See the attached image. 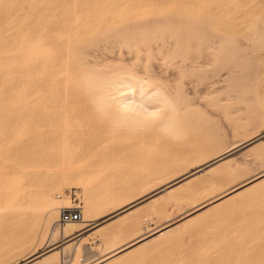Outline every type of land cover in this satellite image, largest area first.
Returning a JSON list of instances; mask_svg holds the SVG:
<instances>
[{
    "label": "rangeland",
    "instance_id": "obj_1",
    "mask_svg": "<svg viewBox=\"0 0 264 264\" xmlns=\"http://www.w3.org/2000/svg\"><path fill=\"white\" fill-rule=\"evenodd\" d=\"M111 34L155 46L107 53L104 66L153 63L176 89L175 129L72 135L85 123L99 127L86 92L92 69L75 66L77 39ZM62 131L89 140L85 184H51L76 150L61 152ZM263 134L264 0H0V264H62L64 247L73 248L69 264L129 248L99 264H264V177L210 206L264 174V137L246 145ZM40 183L57 208L56 195L73 188L84 211L89 190L92 205L70 237L63 229L52 237L58 212L39 207ZM165 226L161 237L124 249Z\"/></svg>",
    "mask_w": 264,
    "mask_h": 264
},
{
    "label": "bare ground",
    "instance_id": "obj_2",
    "mask_svg": "<svg viewBox=\"0 0 264 264\" xmlns=\"http://www.w3.org/2000/svg\"><path fill=\"white\" fill-rule=\"evenodd\" d=\"M58 29H60V28H58ZM55 30H56V28H55ZM73 30H75V28L70 27V30L67 32L71 33ZM67 35H68V33H67ZM136 37L137 36H133V37L129 38V37L121 36V35L111 34L107 38L99 39L98 41H96L94 43H90V44H88L89 41H88L87 36H85V35H83V36L79 37V39H77L78 43L74 49V51H76L75 52L76 54H74V58L77 59L75 66L78 67L79 69H83L85 67H87V68L91 67V69H92L91 73L88 74V76L85 79V83L87 86L86 92H88L92 98L97 100V104L94 101V103H95L94 106L96 105L95 106V110H96L95 112H97L98 116H99V118L96 120V122L99 124V127H95L93 122L91 123V125L93 124L92 127L89 123H88L89 125L85 123L82 126L81 125L75 126L77 129L75 131V134L73 133L72 135L77 136L79 133H82L85 131L89 132L92 130V131H94L93 135H95L97 132H99L100 134L101 133L102 134L111 133V135L118 133V132H127V133H138V136H140V134L142 136H144V133L146 131H153L158 127L163 128V129H169V130L175 129L174 126L177 123L176 117H177V112H178L177 107H176V102H177L176 101V95L177 94L175 91L176 89L174 90V92L170 89L168 84L164 82L166 80H163L162 77L159 76L157 69H155V67L152 65L153 63L150 64L149 66L147 64H145L144 60L143 61L142 60L141 61H134V62L130 63L129 62L131 60L130 59L128 61L130 64H128L127 60H126L127 63L125 62V60L123 61L128 66L118 67V68L112 67L110 65L104 66V64H105L104 60L108 56L107 53H115L118 50V52L120 54H124L125 53L124 49H128L127 52H129L128 54H130V49H132V48H134L136 51H142L143 53L144 52L149 53L152 51V48L155 47L152 45V43H150V42L146 43L143 40H142L143 41L142 42ZM146 39L147 38H145V40ZM67 41H68V39H67ZM166 43H167V41H166ZM158 47H160V46H158ZM165 47H167V44ZM164 49H167V48H164ZM196 57L199 58L198 55ZM192 58H193V60H191V62H189L186 59L190 63V65L192 63H194L197 59V58L194 59V57H192ZM162 59L163 58H161L160 60H162ZM165 59H163V60H165ZM114 61H115V59H114ZM114 61H113V63H114ZM176 61L177 60H175L174 63ZM117 62H121V61L117 60ZM179 62H181V65L183 64V67H185V65H186L184 63L185 59H182ZM106 63H107V61H106ZM109 63H110V61H109ZM170 63H169V65H170ZM176 63H178V62H176ZM72 64H74V63L72 62ZM178 65L176 67H178ZM228 66H231V65H228ZM160 67H161V65H160ZM65 69H66V67H65ZM213 74H215V73H213ZM215 75L211 76V78L214 77ZM78 78H79V80L81 79V77H78ZM169 78H170V76H169ZM170 80H168V81H170ZM180 80H179V83L181 81L184 82L183 79L181 81ZM207 80H208V78H207ZM182 82H181V84H182ZM74 83H76V82H74ZM83 89H86V88H83ZM177 89H179V87ZM179 98L177 97V99H179ZM178 116H179V114H178ZM175 121H176V123H175ZM80 123H83V122L77 121V124H80ZM65 126H66L65 124L62 125V127H65ZM176 130H177V127H176ZM142 136H141V138H142ZM75 137L67 138V136L65 135V132L62 131V135L60 136V139L58 140L59 141L58 147L61 149V152H64L65 149H67L69 147L70 148L74 147L76 150L74 153L71 154L72 156L69 159L64 158L61 160V162H60L61 163L60 173L58 175H55L52 177V179H51L52 185H55V186H62L63 184L67 185L68 181L71 179L73 181H78L80 183H84V184L87 183L88 175H86L85 171H86V168L88 169L89 165H87L85 163V161H86L85 156H86V152H87V147L89 146V140H84V141L78 140ZM135 137H136V135H135ZM145 141H148V140H145ZM145 141H144V139H141L140 141L138 140L137 144L139 146L140 145L144 146ZM101 146H103V145H100V147ZM234 147H236V146H234ZM98 149L95 151H98ZM230 150H232V149H230ZM229 151H227V152H229ZM261 177H264V174H260L257 177H255L254 179L246 182L245 184L236 187L234 190L227 192L226 194H223L218 199H215V201L217 200V202H214V201L210 202V204H211L210 206L214 207V205H217V203H219L223 200L231 199L230 197H232L233 195H236V194L239 195V193H242L241 191H243L244 188H246L247 186L257 182L258 180H256V179H260ZM49 187H50V185H49ZM64 187H66V186H64ZM61 188H63V187H61ZM49 194H50V189L48 188V185L45 186L42 183H40L39 191L37 192V198L39 201V207L41 208V210H44L45 213H50L56 209L58 212V208L61 205L67 204L66 202L59 201L58 199L55 200L58 203V208L55 207V205H54L55 202L48 204L46 202V199H48V196H50ZM86 196L88 199V203H87V206L84 209V211H82V219L84 218V215L86 214V212L89 210V208H90L89 205H92L91 203L93 202V198L90 195V192L88 189H86ZM207 207H209V206H207L205 204V205L198 207L195 211H199L200 209H205ZM37 209H39V208H37ZM188 215L189 214H187V216ZM58 219H59V213H58L57 220L53 224L54 231L52 230V232H51L52 237H54L55 235L58 234V232L55 229H63V233H64L63 236L66 238L70 237V234H68V233H70L72 230H74L76 228L77 223L83 221V220H81V221L76 222V223L67 224L63 227H57L56 223H57ZM170 229H171V227L165 226L161 229L155 230L151 234L149 233L148 236H146V237L142 236V237L134 240V242L127 244V247L124 249H127L128 247H136L138 245H143L149 240H152V239L159 237V236L161 237L162 235H164L165 233L170 231ZM147 237H150V238L147 239ZM53 241H51V242H53ZM77 248H75V249H77ZM130 249H132V248L125 250V252H121L122 250H116V251L112 252L113 254H111V255L109 254V256L106 257L101 262L110 261L111 259H113L111 257H114L115 255L118 256V255H123L125 253H128V251ZM74 251H76V250H74ZM61 254L64 255V259L67 261V262H65V260H64V262H63L64 264L72 263V261H73V259H72L73 248L72 247L62 248ZM101 262H99V263H101ZM99 263H97V264H99Z\"/></svg>",
    "mask_w": 264,
    "mask_h": 264
},
{
    "label": "built area",
    "instance_id": "obj_3",
    "mask_svg": "<svg viewBox=\"0 0 264 264\" xmlns=\"http://www.w3.org/2000/svg\"><path fill=\"white\" fill-rule=\"evenodd\" d=\"M56 199L67 203L58 208L59 219L56 223L57 227H63L82 220L83 203L77 189H66L62 193L57 194Z\"/></svg>",
    "mask_w": 264,
    "mask_h": 264
},
{
    "label": "water",
    "instance_id": "obj_4",
    "mask_svg": "<svg viewBox=\"0 0 264 264\" xmlns=\"http://www.w3.org/2000/svg\"><path fill=\"white\" fill-rule=\"evenodd\" d=\"M263 137H264V134H263V135H260L259 137L255 138L254 140L248 142L246 145H250V144H252L253 142H255V141H257V140H259V139H261V138H263ZM231 153H232V151H231L230 153H227L226 155H224V156H222V157H219L218 159H216V160H214V161H212V162H210V163H208V164H206V165H204V166L198 168V169H197L196 171H194V172H201V171H204L205 169H207V168L210 167L211 165L215 164L216 162L222 160L223 158L227 157V156L230 155ZM148 197H149V196H148ZM145 199H147V197H145V198H143V199H141V200H139V201L133 203L132 205L128 206L127 208H125V209H123V210H121V211H119V212H117V213H115V214H113V215H111V216L105 218L104 220L110 219V218L116 216L117 214L122 213V212H124L125 210H127V209H129V208H132V207H134V206H136L137 204L141 203V202L144 201ZM104 220H102V221H104ZM35 257H37V256H35ZM35 257H33V258H31V259H34ZM31 259H30V260H31ZM27 262H28V261H27ZM25 263H26V262H25ZM25 263H22V264H25Z\"/></svg>",
    "mask_w": 264,
    "mask_h": 264
}]
</instances>
